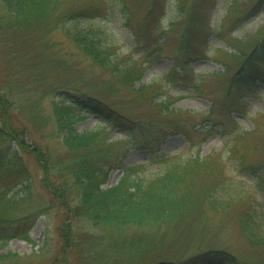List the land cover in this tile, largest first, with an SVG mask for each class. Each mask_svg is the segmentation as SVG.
Masks as SVG:
<instances>
[{
	"label": "trees",
	"instance_id": "1",
	"mask_svg": "<svg viewBox=\"0 0 264 264\" xmlns=\"http://www.w3.org/2000/svg\"><path fill=\"white\" fill-rule=\"evenodd\" d=\"M64 1L69 4L57 11ZM98 1L102 5L96 9L102 6L101 9L107 13L113 9L119 16L120 24L128 29L134 26L135 31L147 21L148 14L155 8L153 0H142L143 4L138 7L141 0H2L0 29L19 32L24 43L21 51L31 53L34 56L33 66L39 67V61L45 64L43 53L48 47L38 48V43L59 24L63 27L70 19H77L79 11L92 9L91 5ZM240 5L235 8L241 9ZM176 6L179 18L170 19L169 28L179 25V46L189 45L199 36L201 28L193 19H187L184 0H176ZM137 8H141L142 13H139L135 23L132 18L137 15ZM251 10L253 7L248 6L243 7L241 12ZM105 16L101 14L102 19ZM159 29L166 30L164 27ZM65 33L75 48L88 54L100 66L105 65L113 81L106 85L107 91L99 95L80 89L77 84L65 86L62 89L65 95L60 97V102L55 104L53 99L48 115H41V121L54 123L53 136L59 137L64 151L61 155H53L54 150L50 148L47 151L45 148H33L37 160L45 161L51 176L59 180L61 188H54L56 192L66 195L70 192L69 184L74 185V190L78 188L75 195L77 202L71 204L72 200L66 201V219L70 218L69 215L87 217L95 225L94 230L79 226V233L68 229L60 248L62 262L68 264L63 256L66 245L75 257L73 264H244L225 249L202 247L198 242L214 231L209 221L211 217L204 213V209H210L212 205L213 210H218L219 197L216 194L223 192L227 185L224 163L233 161L240 166L254 154H263L264 129L260 128V123L249 133L233 128L227 148L213 149L202 159L196 155L177 162L174 161L177 156L154 154L148 162L126 165L121 156L128 147L151 148L150 145L160 139V127H164L162 137L174 133L182 129L180 117H188L198 111L170 106L179 96L166 92H162L165 93L163 99L152 104L151 101L164 89L160 79H156L138 89V94L149 102L155 115L159 113L161 117L138 122L106 98L118 92L119 88L129 87L141 76L145 66L131 62L130 67L124 68L127 63L121 64L115 57L116 45L99 28L66 29ZM216 33L228 39L239 52L235 55L219 49L212 54V58L223 65L224 72L236 66L229 85H249L261 77L255 76L252 64L260 63L264 54V26L254 36L248 37L249 42L230 32H225L227 37L220 31ZM254 49H258V56L253 57ZM208 78L211 79V75L205 80ZM14 89L18 90L17 84L9 80V75L0 78V178H7L15 188L14 191L0 189V243L12 237L30 242L29 230L37 216L45 211L42 203V208H32L31 199L24 195L30 189L29 174L19 160V147L24 143L22 136L9 128L13 113L10 91ZM37 100L38 97H35V102ZM34 106L33 113L31 110L33 115L39 109L38 105ZM90 113L98 115L100 121L92 128L76 129L74 124ZM160 122L163 125L157 126ZM112 127L122 129L124 136L116 135L107 140ZM153 135L156 137L151 138ZM52 156L53 164L49 162ZM256 159L259 164L264 163V157ZM153 162L161 163L158 170L149 167ZM8 163L5 172L4 166ZM115 168L120 171L115 183L103 187L108 172ZM218 176L219 181L216 180ZM52 193L55 194L54 191ZM262 206L264 211V204ZM226 208L225 204L221 210ZM253 208L257 209L254 203ZM257 215L256 210L245 209L237 217L240 231L256 250L245 264H264V233L258 232ZM180 237L183 244L178 247ZM26 256L6 250L0 252V264H26ZM52 261L42 264H52L57 260Z\"/></svg>",
	"mask_w": 264,
	"mask_h": 264
},
{
	"label": "rangeland",
	"instance_id": "2",
	"mask_svg": "<svg viewBox=\"0 0 264 264\" xmlns=\"http://www.w3.org/2000/svg\"><path fill=\"white\" fill-rule=\"evenodd\" d=\"M153 2L155 8L148 14L147 21L136 31L134 26L130 29L123 27L113 9L109 13L101 9L102 6L96 9L98 5H102L101 1L93 3L92 9L79 11L77 19H70L63 27L59 24L57 29L50 31L38 43V48L48 47L43 53L45 64L41 60L39 67L33 66L34 56L31 53L24 54V51H21L24 43L23 36L19 32L0 29V78L9 75V80L15 82L18 87V90L10 91L13 113L9 128L14 130L15 134L21 135L24 143L19 147L21 157L19 160L25 165L30 178L28 181L30 189L24 195L27 199H31L32 208H42V204L45 208L44 213L37 216L29 230L30 242L12 237L7 242L0 243V252L10 250L21 254L22 257L27 255L26 264L49 263L52 259L57 260L52 261V264H64L60 248L68 229L76 233H79V226L95 229L94 223L87 217L69 215L70 218L66 219L68 217L66 201L72 200L71 204L77 202L78 188L74 190L72 189L74 185L69 184L70 192L66 195L56 192L55 189L61 188L58 184L59 180L51 176L50 169L45 166L47 163L42 159L38 161L33 151V148L37 147L45 148L46 151L50 148L54 150L53 155H61L64 151L59 137L53 136L54 123L41 121V115H48L52 109L53 99L55 104L60 102V97L65 95L62 91L65 86L71 87L77 84L80 89L99 95L102 91H107L106 85L113 81L105 65L100 66L88 54L74 47L65 35L66 29L99 28L108 40L116 45L115 57L121 61V64L127 63L124 68L130 67L133 61L137 64H145L141 76L129 84V87L119 88L114 95L105 92L110 94L106 98L108 102L117 109H124L125 113L131 114L138 122L139 120L148 122L152 117H161L159 113L156 116L149 102L140 98L138 94V89L160 79L164 89L151 101L152 104L165 97V93L162 92L173 96L184 94L185 96L170 106L198 111L191 116L180 117L182 129L174 133L162 137L164 127H160L162 130L158 131L160 139L155 138L157 142L150 145L151 148L128 147L121 156L124 164H142L150 161L151 155L154 154L173 155V158L177 156L174 160L177 162L196 155L202 159L213 149L225 150L229 133L233 128L249 133L256 125L258 126L257 123H260V128L264 129V54L260 63L252 64V70L254 69L252 72L255 76H261L256 79L258 81L255 80L256 82L253 81L249 85L238 84L236 87L229 85L231 73L236 66L224 72L223 65L215 61L216 58H212L213 52L219 49H225L235 55L239 54L237 48L227 41L228 39L222 38L216 32L220 31L227 37L232 31L233 36L244 39L254 36L264 26V0H184L187 19H193L199 24L201 32L189 45L181 46H179L177 30L179 25L169 28L170 19L179 18L176 0H153ZM68 4V1L60 3L57 11ZM142 4L141 0L137 7ZM239 4L241 9L251 6L253 10L241 12V9L235 8ZM140 10L141 8H137L138 13L132 18L135 23L140 17L139 13H142ZM251 12L253 13L250 14ZM1 14L2 0H0V16ZM101 14L107 16L102 19ZM157 24L166 28L165 32L160 31ZM252 55L258 56V49H254ZM209 75L211 79L205 80ZM35 97H38L36 102ZM34 105H38L39 109L33 115ZM99 121L98 115L90 113L76 122L74 127L80 130L89 129ZM161 125L163 122L157 126ZM124 134L125 132L119 127H112L107 140ZM153 137L156 136L153 135L151 138ZM260 157H264V152L247 158L240 166L233 161L224 163L227 185L223 192L216 194L219 197L218 210H213L212 205L210 209H204V213L211 217L209 221L214 231L206 234L208 236L205 235L206 237L198 242L202 247L225 249L241 259L244 264L256 250L250 246V241L239 229L238 213L245 209L256 210L258 215L255 216V222L258 225V232L264 233L262 209L264 163L259 164L256 159ZM53 158L52 156L49 161L52 164ZM160 165V162H153L149 167L158 170ZM8 166L9 163L4 166L5 172ZM118 175L119 169L110 170L103 187L112 186ZM216 180L219 181L220 176ZM12 186L7 178H0L1 190L14 191L15 188ZM253 203L257 209L253 208ZM225 204L227 208L222 211L221 208ZM180 238L178 247L183 244V239ZM64 249L66 250L63 256L66 262L73 264L72 261L75 259L73 253L66 245Z\"/></svg>",
	"mask_w": 264,
	"mask_h": 264
}]
</instances>
